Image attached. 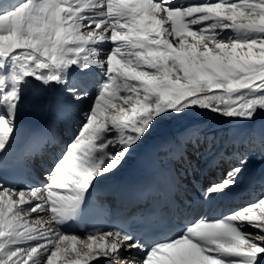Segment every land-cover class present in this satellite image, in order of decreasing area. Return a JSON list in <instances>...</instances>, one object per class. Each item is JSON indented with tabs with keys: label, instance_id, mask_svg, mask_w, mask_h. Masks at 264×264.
<instances>
[{
	"label": "snow or ice",
	"instance_id": "6c2138e0",
	"mask_svg": "<svg viewBox=\"0 0 264 264\" xmlns=\"http://www.w3.org/2000/svg\"><path fill=\"white\" fill-rule=\"evenodd\" d=\"M51 90L67 139L55 124L32 133L9 174L26 94ZM202 117L234 125L249 149L197 204L172 165L194 170L218 142ZM162 126V187L96 200ZM257 154L264 0H0V264H264V193L227 203Z\"/></svg>",
	"mask_w": 264,
	"mask_h": 264
},
{
	"label": "bare ground",
	"instance_id": "6f19581e",
	"mask_svg": "<svg viewBox=\"0 0 264 264\" xmlns=\"http://www.w3.org/2000/svg\"><path fill=\"white\" fill-rule=\"evenodd\" d=\"M14 2V0H12ZM55 97H59L60 101H64V96L59 90H51L48 92L38 93L36 91H29L26 94L25 102L21 110L18 119V129L19 132L22 130V122L24 118H27L31 125L49 123L56 125V132L61 140L67 139V133L64 128V119L59 118L57 120L53 119L55 115V109L57 107V102ZM87 107L86 104H81L75 108L71 113V122L73 127L78 123V114L80 109ZM52 119V120H50ZM204 120L203 127L209 130L211 136L217 138V143L211 146V150L204 155L197 154L195 159L199 160V165L196 166L194 170H185L179 165H172L176 170L180 179L184 182L185 197L192 200L193 198H200L201 190L213 181H219L222 179L233 164L238 163V158L240 154L246 153L249 149V143L246 137H235L232 129L234 125L225 122L222 119L219 120H208L207 118H201ZM261 122H258L256 127L259 128ZM168 132L167 126H162L157 130L148 141L142 146L140 150L129 157L128 162L125 164L124 168L116 176L112 177L106 181L103 185L98 187L95 193V198L98 201H105L114 204L115 199L113 197L117 192L120 191L122 187V180L125 173L131 169V167L138 161V158L144 152V150L149 146L151 141H157L159 144L166 136ZM236 142H233V141ZM58 148H63V142L58 145ZM51 148L48 150V154L44 157L43 161L36 166V174L44 172L47 164L50 160ZM204 152V149H201ZM226 152L227 155L223 156L222 162L219 161L217 157V163L206 164L205 160H211L216 154ZM158 157H156V166L158 164ZM162 167H167V165H162ZM41 176L39 177L37 183L39 182ZM264 193V158L260 155L253 156L245 173V179L242 182L241 187L232 194L227 203L229 205H240L243 203H248L253 201L256 197Z\"/></svg>",
	"mask_w": 264,
	"mask_h": 264
}]
</instances>
